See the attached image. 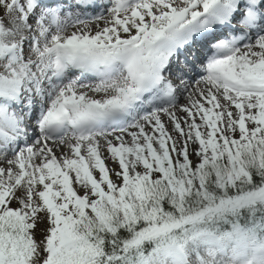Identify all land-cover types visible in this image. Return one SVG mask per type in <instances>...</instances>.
I'll return each mask as SVG.
<instances>
[{"label": "snow or ice", "instance_id": "snow-or-ice-1", "mask_svg": "<svg viewBox=\"0 0 264 264\" xmlns=\"http://www.w3.org/2000/svg\"><path fill=\"white\" fill-rule=\"evenodd\" d=\"M0 264H264V0H0Z\"/></svg>", "mask_w": 264, "mask_h": 264}, {"label": "rangeland", "instance_id": "rangeland-1", "mask_svg": "<svg viewBox=\"0 0 264 264\" xmlns=\"http://www.w3.org/2000/svg\"><path fill=\"white\" fill-rule=\"evenodd\" d=\"M109 166H110V167H112V165H111V164H110Z\"/></svg>", "mask_w": 264, "mask_h": 264}]
</instances>
